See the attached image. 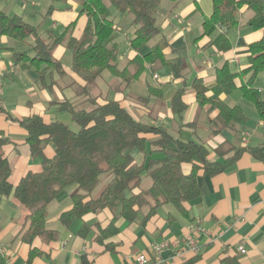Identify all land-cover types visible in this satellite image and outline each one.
Returning a JSON list of instances; mask_svg holds the SVG:
<instances>
[{
    "label": "crops",
    "instance_id": "0c3cea01",
    "mask_svg": "<svg viewBox=\"0 0 264 264\" xmlns=\"http://www.w3.org/2000/svg\"><path fill=\"white\" fill-rule=\"evenodd\" d=\"M60 3H66L67 8ZM52 5L55 9L48 15ZM38 7L36 1L0 0L2 11L9 16L18 15L25 22L39 27L40 35L48 42L61 36L71 25H74L72 35L75 38L82 36L88 19L80 14V0H50L44 2L40 9ZM212 13V0H162L157 14L159 40H166L162 49L170 59L182 54L186 58V70L180 74L170 66L152 72L148 67L141 79L127 90H116L109 83L110 92L106 95L100 89L99 81L97 85L102 94L99 103L111 98L120 102L136 120L162 126L173 136L176 134L175 138L195 143L203 140L200 144L208 149L210 162L224 163L234 156V152H228L225 157L218 154L217 149L227 142L237 147L245 145L248 150H244L223 173L202 177V197L185 204L188 217L168 204L160 207L150 219H145L148 208L140 212L135 222H128L114 212L104 210L76 219L67 228L59 218L72 207L71 195L76 187H69L48 208L47 228L58 232L57 240L46 243L38 238L32 247L23 243L19 236L25 224V208L13 194L0 197V264H28L32 248L42 251L43 255L31 264H124L139 254H146L152 264H264V162L256 160L249 152V148L264 146V118L260 117L254 103L243 96L241 87L249 76H239L236 90L219 97L230 107H241L247 123L217 135L212 134L209 122L217 117L219 111L213 104L200 107L194 89L195 80L201 81L210 90L207 97L213 100L215 95L211 90L217 85V69L229 64L232 73L241 75L249 67V46L259 41L263 32L251 31L247 27L254 13L245 7L239 12V26L227 32L232 49L220 53L213 45L212 37L202 36L204 19ZM113 15L115 23H118L115 42L126 45L118 60L119 66L125 68L135 56L149 53L153 46L133 50L130 47L133 36L127 35L134 26L133 17L115 14L114 11ZM59 28L62 33L55 35ZM33 45L32 37L18 41L0 36V139L9 140L4 154L10 164V182L14 187L28 172L42 170V160L32 158L25 142L27 132L19 121L39 115L46 123L55 122L53 119L60 111L56 104L66 100L78 102L80 106L88 105V100L77 95L74 82L82 83V80L72 73L71 63L63 65L67 74L65 77L57 76V85L51 90L43 87L36 69L28 62L14 61L15 52ZM54 57L60 62L69 58L65 43L55 48ZM155 74L159 79L154 78ZM263 76L264 73L260 74L254 84L262 98ZM149 86L162 94L150 96L144 103L140 98L149 96ZM181 89L185 90L183 101L188 109L179 117L172 112L171 98ZM189 124L192 126L182 127ZM148 150L146 157L136 154L139 163L159 161L165 157L163 153L153 151L151 146ZM54 155V144L46 141L44 156L52 159ZM191 170L190 164L183 165L185 174ZM152 184L151 177L145 174L140 189H148ZM162 191L166 195L164 187ZM84 224L93 228L87 238L79 235ZM110 224L120 230L117 236L104 243L113 244V251H107L94 240L96 225L105 228ZM189 239L196 243L197 252L187 246ZM157 244L168 246L162 251L161 258L153 251ZM241 246L246 248V254L240 253Z\"/></svg>",
    "mask_w": 264,
    "mask_h": 264
},
{
    "label": "trees",
    "instance_id": "16d2710c",
    "mask_svg": "<svg viewBox=\"0 0 264 264\" xmlns=\"http://www.w3.org/2000/svg\"><path fill=\"white\" fill-rule=\"evenodd\" d=\"M161 3L162 0H80V14L88 19L82 36L75 38L72 35L74 25H71L52 42L42 38L39 27L25 22L18 15L9 16L0 9V36L18 41L34 38V45L15 52L13 59L15 62H28L34 67L41 84L47 89L52 90L57 85V76L65 77L67 74L62 62L54 57L55 48L65 43L72 53L71 71L80 80L97 86L108 71L117 80L112 87L124 91L139 81L148 67L156 72L174 66L180 74L187 68L182 54L170 59L164 53L162 45L165 39L153 45L149 53L135 56L127 67L119 66V46L115 42L117 24L111 8L133 17L137 28L130 47L138 51L160 35L157 14ZM212 3L213 13L204 19L202 36L212 37L218 52L226 53L232 49L227 32L239 26V12L245 7L254 13L247 27L251 31L263 32V37L249 46V67L241 75L232 73L229 64L217 69V85L211 90L215 95L213 100L207 97L210 90L201 81L194 82L200 107L213 104L219 111L217 117L209 122L212 134L217 135L236 125L244 126L248 121L241 107H230L219 99L221 95L236 90L239 76H249L247 83L241 87L243 96L254 103L258 114L264 118V98L254 89L258 76L264 73V0H212ZM54 9L52 5L48 15ZM148 89L149 96L140 98L144 103L149 101L150 96L162 94L151 86ZM184 94V89L177 90L171 98L172 112L179 117L188 109L183 101ZM77 95L88 100V105L93 108L79 109L75 102L69 100L56 105L60 111L71 115L80 127L78 132L59 121L46 123L39 115L19 121L27 132L25 142L32 158L42 160V170L28 172L16 187L10 182L11 168L4 154L9 140L0 139V197L13 194L25 208V224L19 236L23 243L31 247L38 238L46 243L57 240L58 232L47 228L48 208L69 187H76L71 195L72 207L59 218L67 228L76 219L104 210H110L128 222H135L140 212L148 208L145 219H150L160 207L168 204L188 217L185 204L202 197V177L223 173L244 150H248L245 145L237 147L227 142L217 152L221 157L228 152H234V156L224 163L210 162L209 151L204 145L175 138L162 126L136 120L120 102L106 99L99 103L102 94L92 95L88 86H84ZM184 126L191 127L192 124ZM46 141L55 146L52 159L44 156ZM149 146L165 157L159 161L139 163L134 152L138 151L146 157ZM249 152L256 160L264 162V146L249 148ZM184 164L192 166L189 174L183 172ZM145 174L151 177L153 184L148 189H140ZM101 183L103 185L97 191ZM137 189L140 191L136 192ZM96 226L94 240L107 251H113V244L104 243L117 236L120 230L114 224L105 228ZM92 229L84 224L79 235L87 238ZM42 255V251L32 248L28 264Z\"/></svg>",
    "mask_w": 264,
    "mask_h": 264
},
{
    "label": "rangeland",
    "instance_id": "374dc122",
    "mask_svg": "<svg viewBox=\"0 0 264 264\" xmlns=\"http://www.w3.org/2000/svg\"><path fill=\"white\" fill-rule=\"evenodd\" d=\"M19 1V0H18ZM29 2H32V1H36L37 3H38V9H40V7H42V6H44V2H46V1H50V0H28ZM59 5H61L63 8H67V5H66V3H60ZM113 11H114V13L115 14H122L120 11H118L116 8H114V7H112L111 8ZM125 14H127L128 15V13H125ZM120 15H118V16H120ZM130 15V14H129ZM131 16V15H130ZM118 24V23H117ZM159 26V25H158ZM137 28V26L136 25H134V26H132L131 27V29L130 30H128V34L127 35H130L131 37L133 36V38H134V30ZM61 31V29L59 28V29H57L56 31H55V35H60V33H62V31ZM127 30L125 29V32H126ZM124 32V33H125ZM115 40H116V37H115ZM158 40H159V37H156V38H153L147 45H146V47L147 48H151L153 45H155L157 42H158ZM119 44V53H121L122 51H123V49L124 48H126V45H125V43L123 42H118ZM62 63H64L63 65H68L69 63H71V51L69 50V58H65L64 60H62ZM264 77V76H263ZM262 77V78H263ZM100 82H99V87H100V89L102 90V92L104 93V91H105V95H106V93L108 92V94H109V90H108V84L110 83V85H114L116 82L115 81H117L116 79H114V77L108 72V71H106L104 74H103V78L102 79H100L99 80ZM82 83H78V82H74V84H75V89H76V91H77V93H80V92H82V90H83V88H84V86H88L91 90H92V95L94 94V95H98V94H100L101 93V91L99 90V88H98V85L96 86V85H87L85 82H83V81H81ZM128 92H126L125 93V95L127 94ZM109 100H111V98L109 99ZM113 100V99H112ZM75 104L78 106V108L79 109H86V110H91L92 108H93V106H91V105H86V106H80L79 104H78V102H75ZM54 121L56 120V121H59V122H62V123H64V124H66V125H68L69 126V128L72 130V131H74V132H78L79 130H80V127L78 126V124H76L73 120H72V118H71V115L68 113V112H65V111H59V112H57V114H56V118H54L53 119ZM148 123L147 121H143V123ZM201 134H203V133H201ZM174 136H176L177 137V135L176 134H174ZM203 136V135H202ZM196 141H198L197 143H203V142H201V141H203V140H196ZM139 152L138 151H135L134 152V154H135V156H136V154H138ZM103 180V179H102ZM102 185H103V183H101L100 184V186L97 188V191L98 190H100V188L102 187ZM145 186V185H144ZM129 194V193H128Z\"/></svg>",
    "mask_w": 264,
    "mask_h": 264
},
{
    "label": "built area",
    "instance_id": "2783aa9c",
    "mask_svg": "<svg viewBox=\"0 0 264 264\" xmlns=\"http://www.w3.org/2000/svg\"><path fill=\"white\" fill-rule=\"evenodd\" d=\"M154 78L159 79V76L157 74L154 75ZM187 246L194 252L198 251V248L196 246V243L189 239L187 242ZM168 247L166 244H157L153 246V251L157 254L160 255L161 258V253L162 251ZM240 253L246 254V248L244 246H241L239 248ZM124 264H152L150 258L146 254H139L135 258L131 260H127Z\"/></svg>",
    "mask_w": 264,
    "mask_h": 264
}]
</instances>
